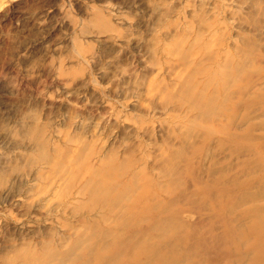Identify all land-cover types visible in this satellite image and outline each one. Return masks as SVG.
Listing matches in <instances>:
<instances>
[{"label":"rangeland","instance_id":"374dc122","mask_svg":"<svg viewBox=\"0 0 264 264\" xmlns=\"http://www.w3.org/2000/svg\"><path fill=\"white\" fill-rule=\"evenodd\" d=\"M263 196L264 0H0V264H264Z\"/></svg>","mask_w":264,"mask_h":264},{"label":"bare ground","instance_id":"6f19581e","mask_svg":"<svg viewBox=\"0 0 264 264\" xmlns=\"http://www.w3.org/2000/svg\"><path fill=\"white\" fill-rule=\"evenodd\" d=\"M222 190H224L223 188H222ZM220 191H221V189H220ZM223 192V191H222ZM225 192H226V189H225ZM224 192V193H225ZM264 197V196H263ZM256 199V198H255ZM248 202V201H247ZM239 205V204H238ZM231 206H232V208L233 207H235V203L234 202H232L231 203ZM232 208H231V210H232ZM234 210V209H233ZM253 210V209H252ZM231 214H233V213H231ZM247 214V213H246ZM249 215V214H248ZM247 215V216H248ZM245 217V216H244ZM246 218V217H245ZM259 223L258 222H256V225L254 226L255 227V232H257V238H258V243L259 244H261V242H262V239H261V233L259 232V230L257 231L256 230V228L258 227L259 228ZM154 230H156L155 228H151V230L149 231V232H152V231H154ZM261 230H262V228H261ZM148 232V234H150ZM158 232H159V234H160V236L159 237H161L163 240H166V238H167V234H166V230H165V228H161L160 230H158ZM229 237V236H228ZM240 237V236H239ZM233 238V237H232ZM240 238H242L243 239V237H240ZM237 239V238H236ZM227 241H228V239H227ZM165 241H162V243H164ZM233 242V241H232ZM230 243V242H229ZM156 248V247H155ZM131 253V252H130ZM158 253V252H157ZM132 254H133V252H132ZM114 254L113 253H111V252H109V254L108 253H105V252H102L101 254H100V256H99V259H101L102 258V260H104L105 258H109V256H110V258L111 257H114L113 256ZM142 255H147V256H154L155 255V252H153V250H152V248H150L149 246L148 247H145V248H143V249H141V251L135 256V259L137 260V258L139 257V256H142ZM128 256V255H127ZM156 256V255H155ZM157 259H158V263L159 264H166V263H168V262H170L169 260H168V258L166 257V256H160V257H156ZM172 262V261H171ZM140 264V263H139ZM173 264V263H172Z\"/></svg>","mask_w":264,"mask_h":264}]
</instances>
